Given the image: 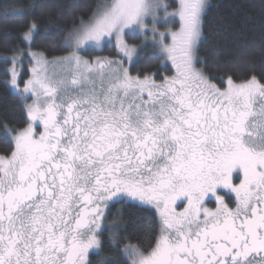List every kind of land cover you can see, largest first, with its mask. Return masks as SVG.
Segmentation results:
<instances>
[{"label": "snow or ice", "instance_id": "snow-or-ice-1", "mask_svg": "<svg viewBox=\"0 0 264 264\" xmlns=\"http://www.w3.org/2000/svg\"><path fill=\"white\" fill-rule=\"evenodd\" d=\"M16 7L0 264H264V68L200 58L208 0Z\"/></svg>", "mask_w": 264, "mask_h": 264}, {"label": "trees", "instance_id": "trees-1", "mask_svg": "<svg viewBox=\"0 0 264 264\" xmlns=\"http://www.w3.org/2000/svg\"><path fill=\"white\" fill-rule=\"evenodd\" d=\"M42 0H0V21L4 12L18 13L19 8H25ZM65 5H79L80 8L90 4L93 0H62ZM209 7L204 16L203 42L199 45V56L208 60L211 65L214 59L224 63L235 62L238 65V75H243L245 66L240 64L242 59H247L248 70H254L257 74L264 68V0H209ZM77 10V9H73ZM21 21H9L0 25V44L4 43L5 33L15 34L19 31ZM40 41H38V44ZM11 46V43H9ZM114 53V49H105L103 53ZM152 49H146L141 53V63L137 69L149 64L146 57ZM98 53V54H103ZM7 53L0 48V56ZM3 65L0 64V67ZM156 70V65H151ZM0 80L3 76L0 75ZM20 115L16 98L0 83V119H11ZM135 242V241H134ZM141 243L146 244V239L141 237Z\"/></svg>", "mask_w": 264, "mask_h": 264}, {"label": "rangeland", "instance_id": "rangeland-1", "mask_svg": "<svg viewBox=\"0 0 264 264\" xmlns=\"http://www.w3.org/2000/svg\"><path fill=\"white\" fill-rule=\"evenodd\" d=\"M208 3H209V0H208ZM137 43H139V42H137ZM100 55H103V56H111V55H113V53H111V51H110L109 53L100 54ZM140 55H141V53H140Z\"/></svg>", "mask_w": 264, "mask_h": 264}]
</instances>
